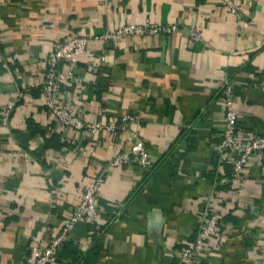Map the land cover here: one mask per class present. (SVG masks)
Here are the masks:
<instances>
[{"label": "crops", "instance_id": "crops-1", "mask_svg": "<svg viewBox=\"0 0 264 264\" xmlns=\"http://www.w3.org/2000/svg\"><path fill=\"white\" fill-rule=\"evenodd\" d=\"M237 2L231 12L221 0H0V264L45 244L98 173L100 218L74 224L55 264H178L204 211L222 215L221 243L210 237L199 264H264V152L248 156L236 185L214 149L226 77L240 140L263 129L264 88L251 83L264 85V0ZM146 21L175 29L90 41L98 70L74 69L83 117L128 113L126 130L56 124L39 89L54 42ZM136 139L144 166L132 156L106 166Z\"/></svg>", "mask_w": 264, "mask_h": 264}, {"label": "built area", "instance_id": "built-area-1", "mask_svg": "<svg viewBox=\"0 0 264 264\" xmlns=\"http://www.w3.org/2000/svg\"><path fill=\"white\" fill-rule=\"evenodd\" d=\"M221 2L229 11L237 12V0H221ZM174 29V25H161L146 21L142 24H122L100 34H72L54 42L47 57L46 67L39 86L45 110L51 114L59 126L82 130L88 134L102 130L111 132L126 130L128 124L135 119V116L128 113L120 114L106 124L87 120L83 117L79 103L82 100V95L74 90L81 78L75 74L74 69L78 63L82 62L89 72L93 73L98 70L96 60L103 59V55L97 54L87 47L90 41L96 40L115 45L120 38L127 35L168 33ZM190 35L193 39L198 37V33L193 28L190 30ZM251 84L261 89L264 88L263 84L257 82ZM218 93L222 104L223 126L219 140L214 144V149L221 161L227 160L231 169V178L236 185H239L243 178L242 167L247 162L248 156L253 152H264V122L260 133H253L247 140L241 141L236 128L237 110L233 103L234 86L232 78L226 77L222 80ZM10 109V106L5 107L3 123H5ZM130 156L140 165L146 164L147 152L140 139L134 140L129 148L114 154L107 161L106 166H118L126 160H132ZM102 175L103 173H98L89 184L81 187L76 205L64 216L58 231L45 244L38 242L30 245L20 264H55L56 252L67 242L68 234L74 224L77 221L92 224L100 218L102 210L98 204V186L103 179ZM119 214L120 210H115L107 221H113ZM221 218L222 215L217 211L202 212L196 225L194 237L181 244L179 248L178 264H199V253L205 249L210 237H213L217 243H221L219 230Z\"/></svg>", "mask_w": 264, "mask_h": 264}]
</instances>
